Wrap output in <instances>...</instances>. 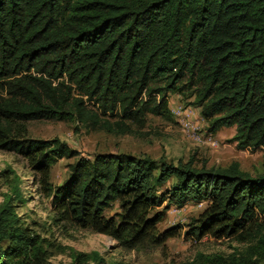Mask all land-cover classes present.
Segmentation results:
<instances>
[{
    "label": "trees",
    "instance_id": "trees-1",
    "mask_svg": "<svg viewBox=\"0 0 264 264\" xmlns=\"http://www.w3.org/2000/svg\"><path fill=\"white\" fill-rule=\"evenodd\" d=\"M170 92L194 97L210 131L235 126L238 148L264 149V0H0V149L27 158L54 221L126 247L159 245L183 227L161 230V205L207 200L185 234L246 245L170 264H259L264 161L254 175L237 160L215 167L125 151L90 158L58 137L27 134L26 122L42 117L135 133L149 114L173 119ZM63 157L77 159L54 184L50 169ZM15 177L0 201V264H66L50 257L67 248L70 264H109L97 249L58 243L26 223Z\"/></svg>",
    "mask_w": 264,
    "mask_h": 264
},
{
    "label": "rangeland",
    "instance_id": "rangeland-1",
    "mask_svg": "<svg viewBox=\"0 0 264 264\" xmlns=\"http://www.w3.org/2000/svg\"><path fill=\"white\" fill-rule=\"evenodd\" d=\"M169 104L173 111V119L149 114L147 124L138 128L135 133L114 134L104 130H87L77 120L42 117L26 122L27 134L32 137L51 139L58 137L76 148L80 155L92 158L97 152L116 151L132 152L138 155L148 154L155 158H166L178 163L193 158L195 163L208 166H227L239 161L240 167L256 175L263 169L264 149H240L232 140L235 126H224L212 132L208 129V121L202 116L201 108L192 101L194 97L170 92ZM191 109L188 124L178 114L180 109ZM201 136L200 138L198 137ZM77 157L59 158L51 166L50 177L54 184L61 183L69 174V162ZM13 170V171H10ZM6 171V172H5ZM16 174L20 176V188L26 201L18 210L26 223L44 235L55 239L58 243L73 246L78 250H99L109 264L125 262L126 264H170L191 259L199 252H220L226 255L234 253L237 247L243 248L246 243L235 238H217L208 233L201 238H193L185 234L188 224L193 221L207 200L201 202L188 201L183 206L165 204L159 208L164 210V217L158 223L161 230L175 224H181L179 234L169 237L164 243L153 245L141 243L133 247L121 245L117 239L107 233L97 232L91 228L75 227L53 219V207L50 198L42 195L38 189L39 174L29 164L27 158L15 151L0 149V201L10 184L15 183ZM169 185V183L167 184ZM116 204L109 213L118 210ZM2 244H8L7 240ZM50 259L54 262H72L69 248L64 251L54 250ZM259 264H264L262 260Z\"/></svg>",
    "mask_w": 264,
    "mask_h": 264
},
{
    "label": "built area",
    "instance_id": "built-area-1",
    "mask_svg": "<svg viewBox=\"0 0 264 264\" xmlns=\"http://www.w3.org/2000/svg\"><path fill=\"white\" fill-rule=\"evenodd\" d=\"M191 113H192L191 109L189 107H185V108L180 109L178 114L182 115L183 120L189 124L190 123L189 116L191 115ZM198 137L200 138L201 136L198 135Z\"/></svg>",
    "mask_w": 264,
    "mask_h": 264
}]
</instances>
